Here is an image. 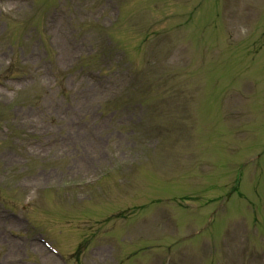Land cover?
Segmentation results:
<instances>
[{"label":"rangeland","instance_id":"374dc122","mask_svg":"<svg viewBox=\"0 0 264 264\" xmlns=\"http://www.w3.org/2000/svg\"><path fill=\"white\" fill-rule=\"evenodd\" d=\"M251 1L0 0V264H264Z\"/></svg>","mask_w":264,"mask_h":264}]
</instances>
